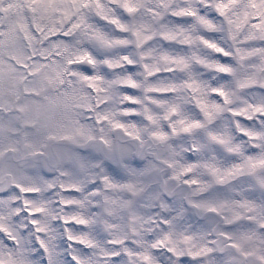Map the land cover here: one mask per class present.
I'll return each instance as SVG.
<instances>
[{
    "label": "clouds",
    "instance_id": "9594fccd",
    "mask_svg": "<svg viewBox=\"0 0 264 264\" xmlns=\"http://www.w3.org/2000/svg\"><path fill=\"white\" fill-rule=\"evenodd\" d=\"M0 264H264V0H0Z\"/></svg>",
    "mask_w": 264,
    "mask_h": 264
}]
</instances>
